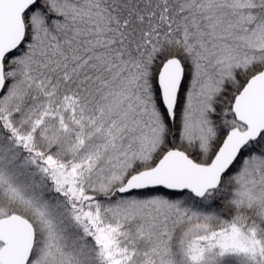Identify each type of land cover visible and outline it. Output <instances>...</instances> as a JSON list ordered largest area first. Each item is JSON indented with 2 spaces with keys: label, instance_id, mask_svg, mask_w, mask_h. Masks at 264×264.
<instances>
[{
  "label": "snow or ice",
  "instance_id": "obj_1",
  "mask_svg": "<svg viewBox=\"0 0 264 264\" xmlns=\"http://www.w3.org/2000/svg\"><path fill=\"white\" fill-rule=\"evenodd\" d=\"M0 264H264V0H0Z\"/></svg>",
  "mask_w": 264,
  "mask_h": 264
}]
</instances>
